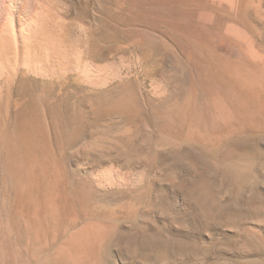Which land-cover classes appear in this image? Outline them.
I'll list each match as a JSON object with an SVG mask.
<instances>
[{
    "label": "rangeland",
    "instance_id": "obj_1",
    "mask_svg": "<svg viewBox=\"0 0 264 264\" xmlns=\"http://www.w3.org/2000/svg\"><path fill=\"white\" fill-rule=\"evenodd\" d=\"M49 1L41 73L0 49V264H264V0Z\"/></svg>",
    "mask_w": 264,
    "mask_h": 264
},
{
    "label": "bare ground",
    "instance_id": "obj_2",
    "mask_svg": "<svg viewBox=\"0 0 264 264\" xmlns=\"http://www.w3.org/2000/svg\"><path fill=\"white\" fill-rule=\"evenodd\" d=\"M51 14L49 0H0V49L13 45L18 64L27 71L41 73L36 40L43 36Z\"/></svg>",
    "mask_w": 264,
    "mask_h": 264
}]
</instances>
